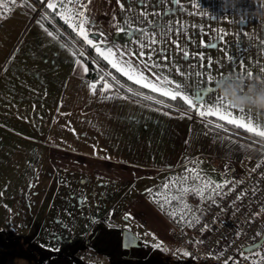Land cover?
Here are the masks:
<instances>
[{"label":"crops","instance_id":"0c3cea01","mask_svg":"<svg viewBox=\"0 0 264 264\" xmlns=\"http://www.w3.org/2000/svg\"><path fill=\"white\" fill-rule=\"evenodd\" d=\"M171 1L184 2L185 8L195 3L189 24H173L177 15ZM42 2L46 9L59 0ZM85 5L88 30L97 33L93 44L112 54L101 55L68 26L126 79L110 63L117 53L154 83L172 81L163 90L181 84L179 91L189 98L201 88L211 89L208 81L221 75L264 77V22L254 15L264 0H225L224 8L222 0H87ZM49 31L20 3L0 17V264H51L54 253L72 255L77 264H144L97 252L90 231L98 220L129 227L140 241L170 254L179 250L171 232L181 228L146 194L144 180L178 171L208 151L215 155L226 149V156L212 157L223 168L224 159L239 158L251 146L224 126L239 124L208 113L218 93H205V102L196 106L182 99L197 115L127 98L109 83L105 90L106 82L95 93L93 83L84 81L88 66L79 52ZM232 112L238 121L248 118L237 109ZM251 116L264 122V113L257 116L252 110ZM219 144L222 150H217ZM54 172L60 187L47 188ZM30 182L33 186L24 194ZM111 182L124 185L115 211L105 203V186ZM130 191L138 192L131 201ZM38 208L44 210V220L32 221L29 213ZM66 243L77 250H54V244Z\"/></svg>","mask_w":264,"mask_h":264},{"label":"built area","instance_id":"2783aa9c","mask_svg":"<svg viewBox=\"0 0 264 264\" xmlns=\"http://www.w3.org/2000/svg\"><path fill=\"white\" fill-rule=\"evenodd\" d=\"M68 2L59 0L55 11L70 25L62 14ZM86 3L72 0L71 7L77 11ZM43 7L41 0L34 6L35 15L42 13ZM223 170L225 186L197 212L199 223L192 219L185 227L173 229L172 238L180 252L195 261L264 264V238L258 247L244 251L264 235V147L251 145L243 156L224 159Z\"/></svg>","mask_w":264,"mask_h":264},{"label":"trees","instance_id":"16d2710c","mask_svg":"<svg viewBox=\"0 0 264 264\" xmlns=\"http://www.w3.org/2000/svg\"><path fill=\"white\" fill-rule=\"evenodd\" d=\"M5 1V3H2ZM7 3V8L5 5ZM15 3H20L26 10L35 14L34 6L41 3V0H0V17L7 14L8 10ZM43 7L42 13L36 16L40 18L46 26H48L52 32L65 42L71 44L76 51L79 52L82 59L88 66L87 78L95 85L94 92L99 93L102 85L106 82L111 84L118 92L125 97L144 102L150 105H154L160 108H164L171 112H187L191 115H197L195 109L186 104L182 99L177 97L175 100L154 93L144 87L136 85L123 77L120 73L114 70L102 57L92 50L67 24L62 22L56 15V11H45ZM47 12L48 18L44 17V13ZM132 89V92L127 91ZM133 93H137L134 95ZM144 97H152V99H145ZM225 128L232 131L230 135L245 144L253 146L264 147V139L260 138L240 127H234L232 125H224ZM177 221V220H174ZM184 221H182L183 224ZM179 224V223H178ZM184 226L180 225L179 228ZM122 228L114 227L106 224L105 222L96 221L90 231V242L92 247L99 253L105 254L111 260L120 259L123 257H132L133 259L145 260L147 259L149 264L157 262L158 264H172L164 259L161 254L172 256L174 258V264H195V261L190 257L184 256L179 250L174 251L171 255L164 250L154 248L145 242L139 240L140 246L131 250H125L121 247V233ZM156 249V250H155ZM1 250V249H0ZM164 251V252H163ZM151 261V262H150ZM51 264H77L72 255L63 253H54L51 256ZM197 262V261H196ZM199 262V261H198ZM156 263V264H157ZM231 264V263H226Z\"/></svg>","mask_w":264,"mask_h":264},{"label":"rangeland","instance_id":"374dc122","mask_svg":"<svg viewBox=\"0 0 264 264\" xmlns=\"http://www.w3.org/2000/svg\"><path fill=\"white\" fill-rule=\"evenodd\" d=\"M169 7L177 15V17L173 19V24H175L177 27H184L186 23L189 24L190 22L187 19V16H192L191 12L197 10L195 9V3H191V2L187 3V6L185 8L184 2L176 4V3H172L171 1ZM194 19L201 21L203 18H194ZM160 20H164V18H160ZM209 140L210 139L208 136V138H206L205 141L208 142ZM243 148H244L243 146H240V153L241 152L243 153ZM219 149L222 150L221 146L217 147V150ZM237 151H239V149H237ZM226 153H227L226 149L222 150V153L216 151L215 155H211L212 151H208V155H202L196 161L192 162L191 164L187 165L186 167L178 171L158 173L157 175H155V177H152V179L144 180L149 186V190L146 192V194L149 197H151L154 200V202L157 201L156 203L162 208L163 211H165L172 218H174V220H177L174 221L177 226L185 225V223L188 221L190 217H192L197 211H199V209L201 210L209 202H211V200L219 192L220 189L213 191L215 185L216 184L223 185L224 170L222 168V161H220L219 159H212V157L219 158L222 156H226ZM51 176L52 179H50V183L47 186V188L60 187L61 182L60 179L56 177L57 173L54 172L51 174ZM182 177H186L187 179L181 181ZM197 177H199V179H197ZM144 181H140V182L144 183ZM207 181H211L212 185L204 191L203 196H201L198 192L191 190L192 188H203L204 184ZM165 185H168V187L165 188ZM31 186H33V182H30V184L27 186L26 190L24 191V194H27L30 191ZM105 187L107 188V192L105 194V203L107 205H109L108 202L113 204L112 207H114V211H115L117 210V208H119V205L117 204L119 203V200L121 198L120 192L122 191L124 185L117 184V182H111V185L106 184ZM37 188L40 187L38 186ZM183 188H189L190 190L182 193L181 189ZM137 193H138L137 191H130L128 196L129 201H131V199H134L137 196ZM173 197H176V199H173ZM22 200H24V197H22ZM124 200H126V198ZM41 201L38 203V206H41ZM185 204L187 205V208L184 207ZM39 209L41 210V208H38L34 212L29 213V218L32 219V221L44 220V210L40 211ZM121 218L123 219V217ZM110 220L111 222H115L113 216L110 217ZM182 221H184L183 224ZM74 246H76L74 243H66L64 245H56V244L53 245V247L55 248L54 250H62L66 248V250L68 249L67 252L68 253L70 252V254L77 250L74 249ZM152 246L154 248L156 247V249L162 250L160 246H157V244H152ZM161 255L164 259H167L169 263L172 262V264H174V258H172V256L169 255L167 256L165 253ZM130 260L139 261L140 259L130 258ZM143 261L144 264H149L147 259ZM194 261L195 260H193V262ZM122 262L127 263L126 260ZM15 263L20 264L21 262L19 260H15ZM156 263L157 262H153L152 264H156ZM195 264H214V263L208 261H199V262L195 261Z\"/></svg>","mask_w":264,"mask_h":264},{"label":"snow or ice","instance_id":"6c2138e0","mask_svg":"<svg viewBox=\"0 0 264 264\" xmlns=\"http://www.w3.org/2000/svg\"><path fill=\"white\" fill-rule=\"evenodd\" d=\"M72 0H69L68 4L63 6L62 14L65 18V21L67 23H70V25L74 28V30H78L79 34L83 36L84 40L90 44L96 47L97 52H99L101 55H104V52H108L110 55L112 54V49H105L104 51H101L99 47L93 44L92 37L94 35H97V33H92L88 30V26L90 24V20L86 15V11L83 9H86V5L81 4L80 10L73 11L71 7ZM47 8L55 10L57 8V5L55 3L49 2L47 3ZM49 36H52V32H48ZM185 56H187V53H184ZM117 60L116 61H110V63L113 64V67H116L118 71L123 73L124 75L128 76V79L134 80L135 83L141 84L142 87L150 88L153 92H160L161 95L169 96L171 99L175 100L177 97H180L183 99L186 103H188L190 106H196L198 104H203L205 102V93L208 94L210 97L213 93H217L215 91L216 84L222 83V82H230L228 80V77L225 75H221L219 78H213L209 80V83L213 84V87L211 89H208L207 87L201 88L198 91L191 94V98H189L188 95H185L184 93L180 92L179 89L182 87L181 84H175L174 88H169L168 90H163V85L168 84L172 85V81L167 80V78H163L158 83H154L153 81L147 79L143 72L138 71L137 67L133 63H129L127 60H121L119 59V53L116 54ZM107 58V57H106ZM247 77L250 78L248 80L245 79V76H240L244 82L245 86H247V83L249 80L253 78L252 73H246ZM259 81H264V77H258L255 78ZM93 88H95V85H92ZM109 88V85L105 83L104 89L107 90ZM127 91L132 92V89H127ZM136 95L137 93H133ZM145 99H152V97H144ZM232 107L229 106L226 102L222 100V98L219 95H216L215 97V103L212 108L208 109L209 114H216L219 115L220 119H228L229 123H238L240 127L245 128L247 131L253 133L254 135L264 138V122H260L256 120L254 122V119L251 116L252 109H240L238 110L239 114L243 117L245 115L248 116L246 121H238L233 112ZM261 113L257 112V116ZM186 177H182L181 181L186 180ZM199 179V177H197ZM212 185L211 181H207L204 184L203 188H192L191 190L198 192L201 196L204 195V191L209 188ZM225 185L216 184L213 191L217 189L223 188ZM168 185H165V188H167ZM189 188H183L181 189V192H187L189 191ZM173 199H176V197H173ZM185 208H187V205H184ZM196 223H199V220L193 217ZM251 251V249H250Z\"/></svg>","mask_w":264,"mask_h":264},{"label":"clouds","instance_id":"9594fccd","mask_svg":"<svg viewBox=\"0 0 264 264\" xmlns=\"http://www.w3.org/2000/svg\"><path fill=\"white\" fill-rule=\"evenodd\" d=\"M222 6L225 7V0H222ZM254 15L264 22V8L258 9ZM225 76L230 82H222L215 87L224 102L237 110L252 109L264 113V81L253 78L245 86L244 80L238 74L230 73Z\"/></svg>","mask_w":264,"mask_h":264},{"label":"water","instance_id":"95a60500","mask_svg":"<svg viewBox=\"0 0 264 264\" xmlns=\"http://www.w3.org/2000/svg\"><path fill=\"white\" fill-rule=\"evenodd\" d=\"M264 238V235L254 244L249 245L244 248V251H250V249H254L260 245ZM140 246L139 244V238L132 233L128 229H123L121 233V247L125 250H131L134 248H138Z\"/></svg>","mask_w":264,"mask_h":264}]
</instances>
